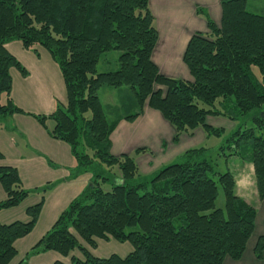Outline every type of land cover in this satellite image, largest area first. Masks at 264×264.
Here are the masks:
<instances>
[{
	"label": "trees",
	"instance_id": "16d2710c",
	"mask_svg": "<svg viewBox=\"0 0 264 264\" xmlns=\"http://www.w3.org/2000/svg\"><path fill=\"white\" fill-rule=\"evenodd\" d=\"M247 4L222 0L219 26L206 16L209 32L194 34L184 56L189 81L165 76L152 61L159 35L149 0H0V121L23 112L10 97L11 70L28 75L6 45L19 41L35 52L47 50L59 66L67 100L49 115L33 116L45 128L48 120L54 122L49 134L70 145L77 174H95L33 247L35 253L55 251L70 257V264H224L228 257H243L257 208L237 194L235 172L218 169L213 149L192 147L178 162L144 176L136 155H113L110 137L121 120L137 119L146 102L174 126L175 142L198 128L207 138L224 136L225 129L208 124V116L239 122L219 153L254 166L259 200H264V16L248 11ZM112 50L121 52L120 68L98 73L102 56ZM104 86L128 89L122 108L106 111L99 96ZM247 119L253 126L244 127L241 121ZM103 165H116L120 172V182L110 189L101 183L111 179ZM0 183L7 194L0 211L19 206L31 193L12 166H0ZM52 185L27 208L28 222H0V264L18 257L16 242L34 230ZM220 187L223 208L217 207ZM99 239L128 242L132 251L98 257L91 249ZM255 254L263 258L264 236Z\"/></svg>",
	"mask_w": 264,
	"mask_h": 264
},
{
	"label": "crops",
	"instance_id": "0c3cea01",
	"mask_svg": "<svg viewBox=\"0 0 264 264\" xmlns=\"http://www.w3.org/2000/svg\"><path fill=\"white\" fill-rule=\"evenodd\" d=\"M149 5L159 35L152 54L153 63L167 77L193 79L184 62L188 44L194 34L209 32L207 15L216 25L221 24L222 0H149ZM6 47L28 70V75H22L17 69L11 70L13 89L10 97L23 112L0 121V151L4 155L0 159V166L17 168L24 188L31 193L19 206L0 211V222H28L27 208L37 204L42 195L40 190L53 183L45 194V203L34 230L16 242L17 246L23 240V245L26 249L29 248L27 251L30 254L34 246L31 242L25 244L28 237H33L38 229L43 237L69 204L87 189L92 177L78 174L77 180H73L77 163L70 145L49 134L55 125L52 120L46 122L45 128L33 116L49 115L55 111L58 103H66V86L58 64L41 48H37L39 53H36L37 51L24 48L19 41H12ZM127 90L116 89L117 98L107 106V112L110 107L124 106L121 102L127 101ZM229 122L234 128L236 124L227 118H207V123L216 128L225 129L222 123ZM175 135L174 126L146 102L137 119H123L119 122L110 137L112 153L117 157L122 154L136 155L141 173L153 176L166 165L180 159L186 150L199 146L200 141H193L197 136H202V140L207 138L202 128H198L193 135L182 134L178 142L174 141ZM139 149L145 151L136 153ZM232 162L237 194L255 205L257 217L254 234L243 257L240 260L228 257L224 264H264V254L262 259H258L255 254L257 241L264 236V200L258 199L254 166L237 157H233ZM6 198L7 194L0 183V202ZM35 255L43 257L36 259L34 263L29 260V264H55L56 261L70 264L71 261L66 262L64 259L68 257L55 251Z\"/></svg>",
	"mask_w": 264,
	"mask_h": 264
},
{
	"label": "rangeland",
	"instance_id": "374dc122",
	"mask_svg": "<svg viewBox=\"0 0 264 264\" xmlns=\"http://www.w3.org/2000/svg\"><path fill=\"white\" fill-rule=\"evenodd\" d=\"M247 10L252 12V13H256L259 15H263L264 16V0H248V4H247ZM41 50H43L44 52H48L47 50L41 48ZM36 53H39V51H37ZM121 55L120 51L117 50H112L109 52L104 53V55L102 56L100 62L98 63L97 66V70L98 73H103V72H111V71H117L120 68V64H119V57ZM254 73L256 74L257 78L259 80L262 81V75L259 72L258 67H254ZM189 81H193V79L189 80ZM156 88H161L159 86H156ZM166 90V89H164ZM99 96L102 100V103L104 104L106 110H107V106L109 104H112V101L116 100V89L110 86H104L103 88L100 89L99 91ZM5 102V96L3 98V100ZM122 103V102H121ZM222 122V121H221ZM243 122L244 127H251L253 126V119H247L246 121H241ZM245 122V123H244ZM236 125H231V123H222V125H224L225 127V134H223L224 136H210L204 140L202 136H197L195 140V142L200 141V144L198 147L203 146V147H208L213 149V159L216 163V166L218 167L219 170L225 171L227 168H230L232 170L233 166V162H232V158L233 157H226V154L224 155V153L222 154L221 152L219 153V149L220 146H222L223 144L227 146V138L229 136L232 135V133L238 128L239 126V122H234ZM229 149L226 148L225 149V153H229ZM180 159H176L174 162H178ZM228 166V167H227ZM103 168L106 170V172H108L111 177L110 181H104L101 182L102 186L104 189H110L112 183L115 182H120L119 179V175L120 172L117 168L116 165L114 166H107V165H103ZM94 172L93 171H82L80 173L79 176L82 177H89L91 176L92 178L94 177ZM108 175V174H107ZM78 174L76 173V175L74 174V178L73 180H77ZM90 185V184H89ZM88 185V186H89ZM87 186V187H88ZM258 192V191H257ZM259 199V196H258ZM225 204V195H224V191L223 189L220 187V191H219V198L217 200V207L219 208H223ZM40 229H38L39 231ZM43 230V229H42ZM36 231L35 235L33 237H28L29 239H27V242L25 244H29L30 242L32 243V246H35L36 243L41 239V231ZM98 243V247L96 249H91V247H89L87 244L83 243L85 246L89 247V249H91V251L98 257L101 258H106V257H110L113 254L119 255L121 257H125L129 251L132 250V245L130 243H120L114 239H110L109 241L106 240H102L99 239L97 240ZM17 249L19 250V255L17 258H15L11 264H17L19 261H21L23 258H26L28 261L31 260L33 263L36 261V259L38 258H42L38 257L37 255H35V252L33 251V249L31 250V253L28 254L30 251H27V249L29 248H25L24 241H19L17 243ZM28 254V255H27ZM79 256L81 257V253H79V251L74 253V256ZM64 258V257H62ZM66 260V262H69L71 260L70 257H68V259H64Z\"/></svg>",
	"mask_w": 264,
	"mask_h": 264
}]
</instances>
